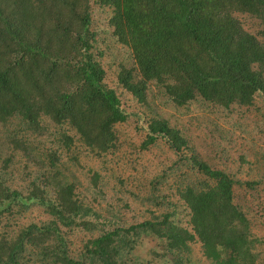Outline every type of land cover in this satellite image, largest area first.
Returning <instances> with one entry per match:
<instances>
[{"label":"trees","instance_id":"obj_1","mask_svg":"<svg viewBox=\"0 0 264 264\" xmlns=\"http://www.w3.org/2000/svg\"><path fill=\"white\" fill-rule=\"evenodd\" d=\"M0 264H264V0H0Z\"/></svg>","mask_w":264,"mask_h":264},{"label":"rangeland","instance_id":"obj_2","mask_svg":"<svg viewBox=\"0 0 264 264\" xmlns=\"http://www.w3.org/2000/svg\"><path fill=\"white\" fill-rule=\"evenodd\" d=\"M124 106H126L127 108L129 107L130 108V106H129V104L126 102V103H124ZM132 140L135 142L136 141V138H132ZM147 154H148V158H150V159H152V161H157V160H159V159H162L163 157H164V154L159 150V149H153V150H149V151H147ZM42 216V213H40L38 210H36V209H32V211H30L29 213H26L25 215H23V217L20 219V222L18 221V220H16L15 222H14V225L16 226V225H21V223H24V222H26V220L27 219H31V218H36V219H38V218H40ZM45 218V217H44ZM77 236H76V234L74 233V234H72L71 235V241H70V244H69V246L71 247V248H73V247H75L76 248V246L78 245V241H79V238H76Z\"/></svg>","mask_w":264,"mask_h":264}]
</instances>
